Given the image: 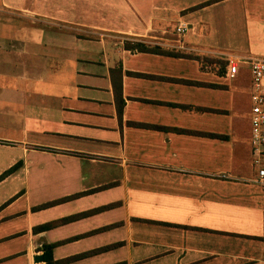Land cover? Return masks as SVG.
I'll return each mask as SVG.
<instances>
[{
    "label": "crops",
    "instance_id": "crops-1",
    "mask_svg": "<svg viewBox=\"0 0 264 264\" xmlns=\"http://www.w3.org/2000/svg\"><path fill=\"white\" fill-rule=\"evenodd\" d=\"M1 12L0 139L14 152L0 173L22 164L0 180V264H45L54 243L52 260L95 251L62 264H264L251 87L237 83L248 63L226 75L228 57L264 54V0H0Z\"/></svg>",
    "mask_w": 264,
    "mask_h": 264
},
{
    "label": "built area",
    "instance_id": "built-area-1",
    "mask_svg": "<svg viewBox=\"0 0 264 264\" xmlns=\"http://www.w3.org/2000/svg\"><path fill=\"white\" fill-rule=\"evenodd\" d=\"M186 24L179 22L176 31L182 33ZM246 60L250 74V133L249 145L251 165L255 169L252 182L264 191V54L249 58L233 56L227 58L226 75L234 77L238 64Z\"/></svg>",
    "mask_w": 264,
    "mask_h": 264
},
{
    "label": "trees",
    "instance_id": "trees-1",
    "mask_svg": "<svg viewBox=\"0 0 264 264\" xmlns=\"http://www.w3.org/2000/svg\"><path fill=\"white\" fill-rule=\"evenodd\" d=\"M21 164H22V161L19 160L16 163H14L13 165H11L9 168L5 169L3 172H1L0 173V180L3 177H5L6 175L14 172L18 167L21 166ZM68 198H70V196H66V197H62V198H59V199L51 200V201L42 203V204H40L38 206H34L32 209H40V208H44V207H47V206H51L53 204L65 201ZM106 207L107 206H102L100 208H96L94 210H90V211H87V212H82V213H79V214L74 215V216L63 217V218H60L59 220H56V221L46 222V223H44L42 225H39L38 227H35L34 229H46V228H49V227H53L54 225H58L60 223H64L67 220H71V219L80 217L82 215H87L90 212L97 211V210H100V209H104ZM54 244H48V245L44 246L45 264H62L64 262L68 261V260H71V259H74V258H78V257H82V256L88 255V254H90L92 252H95V251H89V252H84V253H81V254L66 258V259L52 260V258H51V247ZM106 248H108V246L104 247V249H106Z\"/></svg>",
    "mask_w": 264,
    "mask_h": 264
},
{
    "label": "rangeland",
    "instance_id": "rangeland-1",
    "mask_svg": "<svg viewBox=\"0 0 264 264\" xmlns=\"http://www.w3.org/2000/svg\"><path fill=\"white\" fill-rule=\"evenodd\" d=\"M10 13H8V12H1L0 13V16H2V17H5L4 19H3V21H7V20H9L10 22L12 21V20H10ZM7 18H9V19H7ZM3 65V64H2ZM4 66H10V65H8V64H4ZM12 68H13V66H12ZM14 70V69H13ZM2 76L0 75V84H1V82H2ZM13 79H7L6 80V83H9V84H12L13 83V81H16V80H13ZM250 82V76H249V74H248V72H247V70H245L244 71V73H241L240 75H238L237 76V83L238 84H240V85H242V86H245L246 88L248 87V83ZM245 84V85H244ZM6 89H0V95L2 94V93H7L8 95H10V92L9 91H5ZM1 97H6V95L5 94H3ZM3 142L4 141H2L1 139H0V165L3 163V161L7 158V155L9 154V153H13L14 152V150H12V149H9V148H7V147H1V144H3ZM16 151V150H15Z\"/></svg>",
    "mask_w": 264,
    "mask_h": 264
}]
</instances>
